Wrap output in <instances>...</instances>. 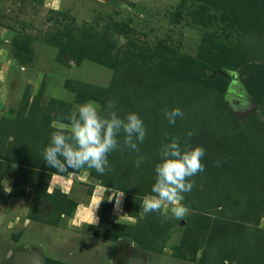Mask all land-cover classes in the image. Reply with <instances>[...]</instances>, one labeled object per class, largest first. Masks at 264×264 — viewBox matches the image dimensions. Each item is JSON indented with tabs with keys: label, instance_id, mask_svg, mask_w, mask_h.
<instances>
[{
	"label": "rangeland",
	"instance_id": "1",
	"mask_svg": "<svg viewBox=\"0 0 264 264\" xmlns=\"http://www.w3.org/2000/svg\"><path fill=\"white\" fill-rule=\"evenodd\" d=\"M239 19L197 0H0V118L14 117L18 104L22 105L26 98L30 103L34 97L44 113L49 110L61 116L62 113L54 111L62 108L72 114L88 100L96 101L102 110L100 100L85 96L100 93L117 80L114 64L118 63L114 61H125L120 71L129 66L134 68L133 53L152 58L166 49L198 59L216 40L214 45L225 44L228 50L234 47L241 60L237 59L238 67L245 63L264 65L263 51L258 49L262 45L255 48L252 40L244 39ZM69 41L72 42L67 44ZM216 64L207 65L206 80H230L232 76L224 72L225 64L221 67ZM238 83L233 82L226 98L228 109L242 122L255 110L252 98L246 100ZM258 117L264 120L261 111ZM59 123L63 122H50L52 126ZM101 180L91 176L87 167L68 174L54 173L47 191L59 187L77 205L72 214L56 216L55 211L49 214L52 222L45 219L48 204L39 201L33 207L34 188L27 189L24 196L1 198L0 264H22L25 259L33 264L220 262L221 253L209 252L205 257L207 237L202 241L204 248L194 241L190 244L184 241V224L190 210L183 220H177L171 212L165 216L154 211V216L161 215L157 225L163 231L154 241L158 245L155 249H144L136 240L129 246L118 245L108 236L111 226L98 223L99 206L105 196L113 201L110 219L118 231H129L137 217L124 210L125 190L115 191ZM10 182L9 178L1 182L3 194L10 190ZM147 188L140 196L141 216L145 214L144 197L153 195ZM122 191L124 195L117 203L113 197ZM230 201L225 207L213 205L199 213L210 223L225 217L231 229L244 226L241 228L247 229L254 239L264 236V214L254 215L256 210L251 208L254 199L249 203L241 194L237 200ZM148 214L144 223L149 219Z\"/></svg>",
	"mask_w": 264,
	"mask_h": 264
},
{
	"label": "trees",
	"instance_id": "2",
	"mask_svg": "<svg viewBox=\"0 0 264 264\" xmlns=\"http://www.w3.org/2000/svg\"><path fill=\"white\" fill-rule=\"evenodd\" d=\"M197 1L219 7L240 18L238 24L243 28L244 39L252 40L255 48L261 44L258 49L264 54V0ZM81 34L85 35L84 32ZM204 40L207 42V39ZM214 42L198 59L176 55L166 49L159 56H153L157 58L154 61L145 54L133 53L134 68L129 66L120 71L125 61H114L118 63L114 64L117 80L100 93L85 94V97L102 102V114L110 101L116 105L113 111L122 118L130 113L125 108L128 107L140 115L147 129L144 141L137 142L139 152L131 151L124 145V134L121 132L117 137L118 148L108 155L105 173L90 169L91 176L102 179L110 188L125 190L124 210L128 215L137 217L135 225L129 231H118L110 219L113 201H108L106 196L99 206L98 223L107 228L111 226L108 236L120 246H129L132 240L144 249L158 246L154 241L163 233L157 225L161 215L154 216V212H150L147 223H144L146 213L144 216L140 214V196L144 188L151 190L155 182V165L160 162L162 147L173 138H178L182 149L186 144L205 149L202 158L204 170L190 178L194 187L183 194L182 203L190 210L184 224V241L189 244L194 241L199 248H204L202 241L207 237L209 242L205 246V257L209 252L222 254L220 262L214 264H264V236L254 239L247 229L241 228L244 226L235 231L231 229L225 217L210 223L199 213L213 205L225 207L227 202L235 201L243 194L249 203L254 199L251 206L256 210L254 215L264 214V120L258 117V112L264 114V65L245 63L238 67L241 60L234 47L228 50L225 44L214 45ZM210 63H218L219 67L225 64L224 72L232 78L206 80L207 65ZM235 81L239 82L238 88L246 100L252 98L257 111L245 116L242 122L228 109L229 100L226 98ZM176 107L184 115L170 124L165 111ZM65 109L68 112L66 106ZM16 110L14 117L0 118V199L24 196L27 189L34 188L33 207L39 201L49 206L45 219L52 222L49 214L54 211L56 216L74 213L77 201L70 198V194L59 187L48 192L47 187L54 173L62 175L76 170L60 172L50 168L43 159L44 148L56 130L50 122L69 123L67 118L70 113H65L62 108L54 111L62 113L61 116L49 110L44 113L35 97L30 103L26 98ZM189 133L192 135L189 136ZM137 157L142 158L140 167L135 166ZM6 178L10 179L11 186L3 194L1 182ZM91 190L92 187L89 193ZM215 237L217 242L214 243ZM23 263L33 264L29 259L23 260Z\"/></svg>",
	"mask_w": 264,
	"mask_h": 264
},
{
	"label": "clouds",
	"instance_id": "3",
	"mask_svg": "<svg viewBox=\"0 0 264 264\" xmlns=\"http://www.w3.org/2000/svg\"><path fill=\"white\" fill-rule=\"evenodd\" d=\"M115 107L110 101L102 114L101 106L96 101L88 100L70 114L67 118L69 123L56 124V130L43 151L47 165L60 172L87 167L104 174L108 155L118 148L117 137L121 132L124 134V145L131 151L139 152L137 142L142 143L147 134L142 118L135 112L122 118L113 111ZM183 115L178 107L165 111L170 124ZM204 155L203 146L186 144L182 149L178 138L165 144L160 151V162L155 165L156 178L151 189L153 195L145 196L142 201L144 213L160 211L166 216L171 212L177 220H183L189 213L188 207L182 203L183 194L194 187V181L190 178L204 170ZM141 163L142 158L137 157L135 166L140 167ZM123 195L122 191L113 198L119 203Z\"/></svg>",
	"mask_w": 264,
	"mask_h": 264
}]
</instances>
